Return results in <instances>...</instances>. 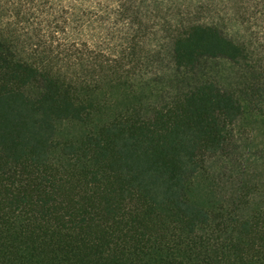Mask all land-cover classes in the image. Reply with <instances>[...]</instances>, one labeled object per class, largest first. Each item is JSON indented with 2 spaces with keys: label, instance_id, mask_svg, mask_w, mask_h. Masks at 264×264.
Segmentation results:
<instances>
[{
  "label": "trees",
  "instance_id": "16d2710c",
  "mask_svg": "<svg viewBox=\"0 0 264 264\" xmlns=\"http://www.w3.org/2000/svg\"><path fill=\"white\" fill-rule=\"evenodd\" d=\"M225 2L0 0V264H264V0Z\"/></svg>",
  "mask_w": 264,
  "mask_h": 264
},
{
  "label": "rangeland",
  "instance_id": "374dc122",
  "mask_svg": "<svg viewBox=\"0 0 264 264\" xmlns=\"http://www.w3.org/2000/svg\"><path fill=\"white\" fill-rule=\"evenodd\" d=\"M258 6L261 5L260 0H258ZM213 4H215L217 7H223L224 5H226L227 3L225 2V0H213ZM105 30L101 31V34L104 35ZM100 34V33H99ZM246 134H253L254 135V143H256L257 145H263L264 143V127L261 125H256V124H250L246 127ZM251 142V139L249 140ZM259 145V146H260Z\"/></svg>",
  "mask_w": 264,
  "mask_h": 264
}]
</instances>
